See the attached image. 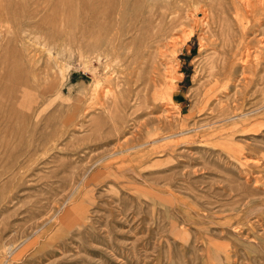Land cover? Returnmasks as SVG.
Wrapping results in <instances>:
<instances>
[{
    "label": "rangeland",
    "instance_id": "374dc122",
    "mask_svg": "<svg viewBox=\"0 0 264 264\" xmlns=\"http://www.w3.org/2000/svg\"><path fill=\"white\" fill-rule=\"evenodd\" d=\"M245 1L0 0V264H264Z\"/></svg>",
    "mask_w": 264,
    "mask_h": 264
},
{
    "label": "bare ground",
    "instance_id": "6f19581e",
    "mask_svg": "<svg viewBox=\"0 0 264 264\" xmlns=\"http://www.w3.org/2000/svg\"><path fill=\"white\" fill-rule=\"evenodd\" d=\"M241 1H243V0H241ZM245 1V0H244ZM259 1V3L261 4V3H263L264 1L262 0H258ZM251 0H246L245 1V3H244V6H247V7H249V6H253V7H255V5H251ZM254 4V3H253ZM262 5V4H261ZM263 5H264V3H263ZM242 7H244L243 5H241ZM210 8V7H209ZM246 8V7H245ZM257 8V7H256ZM256 8L255 9H253L252 11L254 12L255 10H256ZM249 9V8H248ZM247 9V10H248ZM251 9V8H250ZM154 10V9H153ZM152 10V11H153ZM246 10V11H247ZM167 11V10H166ZM245 11V10H244ZM245 11V12H246ZM165 12V11H164ZM153 13V12H152ZM241 13V12H240ZM246 13H248V12H246ZM167 15H169V14H167ZM205 15H206V13H205ZM241 15V14H240ZM244 16V15H243ZM152 17H154V16H152ZM151 18V17H150ZM170 18H172L171 17V15H170ZM207 18H208V16H207ZM245 17H243V19H244ZM260 18V17H259ZM174 19V18H173ZM198 19V18H197ZM246 20L245 21H247V17L245 18ZM256 19H257V17H256ZM170 20V19H169ZM183 20V19H182ZM250 20H252V19H250ZM176 21V20H175ZM206 21H207V19H206ZM242 22H243V20H242ZM242 22H241V24H242ZM179 23H180V21H179ZM196 25H198V24H196ZM243 25V24H242ZM183 26V25H182ZM245 26V25H244ZM158 27V26H157ZM172 27V26H171ZM207 28H208V26H207ZM242 28H243V30H245L244 29V27L242 26ZM206 31V30H205ZM210 31V30H209ZM213 39H214V37H213ZM96 41V40H95ZM263 41V40H262ZM174 42V41H173ZM226 43V42H225ZM263 47V46H262ZM259 48V47H258ZM242 49V48H241ZM243 49H244V47H243ZM156 51V50H155ZM262 51V50H261ZM256 52L255 51H253L252 49H250V47L249 48H246L245 50H241V52H240V54H239V59L241 60V62H242V65H243V67H244V69H248V68H251V66L252 65H254L255 64V60L258 58L257 56L259 55V54H255ZM101 58V57H100ZM225 58V57H224ZM258 62V63H257ZM256 63V65H259L260 64V61H257ZM171 65V64H170ZM167 66V65H166ZM164 67V66H163ZM153 68V67H152ZM168 68V67H167ZM213 69L215 70V68L213 67ZM212 72V71H211ZM257 72V71H256ZM209 74V73H208ZM162 76V75H161ZM245 76H247V75H245ZM248 77V76H247ZM211 78V77H210ZM156 79V78H155ZM165 79H167V77L165 78ZM169 79V78H168ZM171 79V78H170ZM246 79L247 78H245V81H246ZM249 79V78H248ZM172 80V79H171ZM174 81V80H173ZM212 81V80H211ZM247 82V81H246ZM169 84V83H168ZM247 84V83H246ZM249 84V83H248ZM226 85V84H225ZM224 85V86H225ZM170 86H172V84L170 85ZM169 86V87H170ZM159 87V86H158ZM224 88V87H223ZM222 88V89H223ZM161 89V88H160ZM174 89H175V87H174ZM174 89H172V87L171 88H168V89H166L165 90V88H164V91H163V94H166L167 95V98L171 101V99L173 100V97H172V93H173V90ZM226 90V89H225ZM105 91H106V89H105ZM154 91V90H153ZM159 91V90H158ZM160 92V91H159ZM156 94H157V92H155ZM162 94V93H161ZM162 94V95H163ZM104 95H105V93H104ZM103 95V96H104ZM158 95V94H157ZM166 97V96H165ZM166 102H168V101H166ZM170 104V103H169ZM168 105V104H167ZM170 106H172V105H170ZM169 106V107H170ZM178 108V107H177ZM223 109V108H222ZM253 128H255V127H253ZM251 129V128H250ZM247 158V157H246ZM247 160V159H246ZM259 160V159H258ZM249 161H255V160H252V159H249ZM254 163V162H253ZM255 163H256V161H255ZM159 198H160V196H159ZM161 199V198H160ZM189 227V226H188ZM234 229V228H233ZM239 229V228H238ZM201 242V241H200ZM202 252V251H201Z\"/></svg>",
    "mask_w": 264,
    "mask_h": 264
}]
</instances>
